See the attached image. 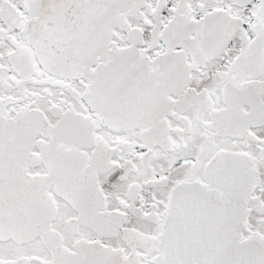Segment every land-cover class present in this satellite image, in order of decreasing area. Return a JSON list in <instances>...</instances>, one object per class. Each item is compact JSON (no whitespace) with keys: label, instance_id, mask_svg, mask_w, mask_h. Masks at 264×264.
<instances>
[{"label":"snow or ice","instance_id":"snow-or-ice-1","mask_svg":"<svg viewBox=\"0 0 264 264\" xmlns=\"http://www.w3.org/2000/svg\"><path fill=\"white\" fill-rule=\"evenodd\" d=\"M0 264H264V0H0Z\"/></svg>","mask_w":264,"mask_h":264}]
</instances>
